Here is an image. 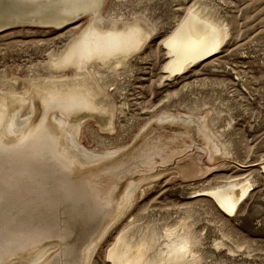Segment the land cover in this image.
<instances>
[{"label": "rangeland", "instance_id": "374dc122", "mask_svg": "<svg viewBox=\"0 0 264 264\" xmlns=\"http://www.w3.org/2000/svg\"><path fill=\"white\" fill-rule=\"evenodd\" d=\"M194 8L226 25L227 36L220 51L181 75H169L163 40ZM102 12L107 18L137 19L151 33L120 74L99 78L101 85L110 83L103 120L80 116L77 141L92 154L73 151L83 164L74 165L79 168L69 175H95L101 189H112L113 200L99 222L115 212L114 198L126 182L133 190L131 203L98 241L89 264H110L107 251L124 227L136 238L154 234L157 242L166 227L190 229L196 264H264V0H105ZM86 22L85 17L60 29L17 24L0 31V91L24 92L26 79L45 74L41 64L48 52L61 48ZM26 93L21 119L35 114ZM107 152L115 155L94 158ZM122 159L120 168L98 169ZM245 178L251 181L249 196L231 215L205 194ZM76 238L80 245L85 237ZM45 243L63 251L59 238Z\"/></svg>", "mask_w": 264, "mask_h": 264}, {"label": "bare ground", "instance_id": "6f19581e", "mask_svg": "<svg viewBox=\"0 0 264 264\" xmlns=\"http://www.w3.org/2000/svg\"><path fill=\"white\" fill-rule=\"evenodd\" d=\"M104 1L0 0V31L17 24L60 29L87 18L61 48L48 52L41 64L45 74L26 79L24 92L10 87L0 91V264H89L98 241L131 203L133 190L126 182L114 198L118 200L115 212L99 222L98 217H103L113 200L112 189H101L95 175L76 179L69 175L79 168L74 165L83 164L73 151L84 157L92 154L77 141L81 114L103 120L109 112L110 83L101 85L99 78L120 74L151 33L137 19L103 17ZM222 24L198 8L190 10L163 40L168 55L166 72L180 74L220 51L228 33ZM25 91L35 114L21 119ZM8 139L12 141L5 146ZM2 150L6 151L1 154ZM114 155L107 152L94 158L103 161ZM51 157L58 162H49ZM124 159L98 169H116ZM262 167L264 170V161ZM250 186L248 178L228 181L205 194L215 199L222 213L231 215ZM134 233L127 227L117 233L106 254L110 264L198 263L190 229L177 232L166 227L160 242L154 234L136 238ZM73 234L85 237L80 245L76 243L78 235L71 237ZM51 237L62 241V252L55 251V244L45 243Z\"/></svg>", "mask_w": 264, "mask_h": 264}]
</instances>
